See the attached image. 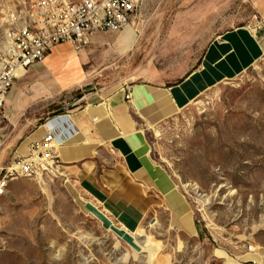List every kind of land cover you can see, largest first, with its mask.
<instances>
[{
	"label": "rangeland",
	"instance_id": "obj_1",
	"mask_svg": "<svg viewBox=\"0 0 264 264\" xmlns=\"http://www.w3.org/2000/svg\"><path fill=\"white\" fill-rule=\"evenodd\" d=\"M26 6L0 0V49ZM262 23L253 0H141L126 48L109 40L68 77L29 66L7 95L18 98L11 121L19 124L21 112L43 119L63 113L105 86L109 93L124 85L127 100L133 85L174 86L201 68L214 38L241 26L256 34ZM197 74L203 88L178 110L156 118L134 109L149 160L189 210V229L163 206L131 230L86 211L54 151L43 156L49 170L38 166L40 176L10 180L0 195V264H264V43L230 79L208 83Z\"/></svg>",
	"mask_w": 264,
	"mask_h": 264
},
{
	"label": "crops",
	"instance_id": "obj_2",
	"mask_svg": "<svg viewBox=\"0 0 264 264\" xmlns=\"http://www.w3.org/2000/svg\"><path fill=\"white\" fill-rule=\"evenodd\" d=\"M253 4L263 19L262 26L256 34L250 27H236L210 41L204 50L201 68L197 69L201 70L204 81L230 79L260 54L264 43V0H253ZM128 27L115 36L108 32L94 33L90 49L84 52L76 51L68 42L60 43L34 67L54 73L63 71L68 77L82 63L94 59L96 49L107 41L113 40L118 49L128 43L131 38V33L126 31ZM198 71H192L187 78L168 88L133 85L128 90L130 100H127L124 85L109 93L105 86L84 97L83 105L44 119L22 117L25 114L21 112L19 124L11 121L18 107L17 93L11 92L4 104L5 125H0V173L12 160L28 155L30 146L41 142L49 131L56 156L66 164L68 187L74 196L82 198L86 211L107 214L109 219L131 230L145 214L163 206L180 227L189 229V210L169 176L149 160L134 109L142 116L156 118L178 110L203 88ZM32 119H39L33 128L21 127Z\"/></svg>",
	"mask_w": 264,
	"mask_h": 264
},
{
	"label": "built area",
	"instance_id": "obj_3",
	"mask_svg": "<svg viewBox=\"0 0 264 264\" xmlns=\"http://www.w3.org/2000/svg\"><path fill=\"white\" fill-rule=\"evenodd\" d=\"M141 0H26L23 23L9 28L0 49V125L4 122L5 100L12 83L34 63L40 62L60 43L78 50L94 33H117L128 26ZM18 71H22L18 75ZM54 146L49 131L41 142L30 146L28 156L18 157L0 175V195L10 180L36 173L33 157H52ZM40 167V166H39Z\"/></svg>",
	"mask_w": 264,
	"mask_h": 264
},
{
	"label": "bare ground",
	"instance_id": "obj_4",
	"mask_svg": "<svg viewBox=\"0 0 264 264\" xmlns=\"http://www.w3.org/2000/svg\"><path fill=\"white\" fill-rule=\"evenodd\" d=\"M130 25V24H129ZM128 27V26H127ZM127 27H125V28H127ZM20 73H22V71H18V75L20 74ZM33 160L35 161V163H37L40 167H41V169H43V170H49L50 168H51V165H50V161L49 160H47V159H45L44 157H33ZM36 175H38V176H40L41 175V173L40 172H36L35 174H34V176H36ZM173 202H175V201H173Z\"/></svg>",
	"mask_w": 264,
	"mask_h": 264
}]
</instances>
